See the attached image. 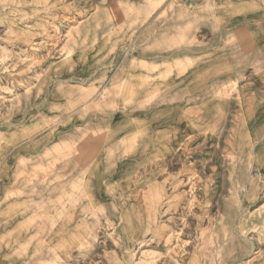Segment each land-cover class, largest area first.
Returning <instances> with one entry per match:
<instances>
[{
	"label": "rangeland",
	"instance_id": "obj_1",
	"mask_svg": "<svg viewBox=\"0 0 264 264\" xmlns=\"http://www.w3.org/2000/svg\"><path fill=\"white\" fill-rule=\"evenodd\" d=\"M263 218L264 0H0V264H264Z\"/></svg>",
	"mask_w": 264,
	"mask_h": 264
},
{
	"label": "crops",
	"instance_id": "obj_2",
	"mask_svg": "<svg viewBox=\"0 0 264 264\" xmlns=\"http://www.w3.org/2000/svg\"><path fill=\"white\" fill-rule=\"evenodd\" d=\"M158 17H159V16H158ZM156 19H157V17H156ZM69 53H71V51H69L68 54H69ZM115 84H116V83H115ZM115 84H114V85H115ZM105 96H106L105 93H101V94L99 95V98H100V99H104ZM45 168H46V167H45V164H44V162H42L41 165H40V171H41V172H44ZM42 180H44V179H42ZM263 221H264V218L261 220V222H263ZM261 222H260V223H261Z\"/></svg>",
	"mask_w": 264,
	"mask_h": 264
}]
</instances>
